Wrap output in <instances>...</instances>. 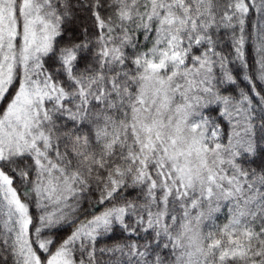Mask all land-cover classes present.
<instances>
[{
  "label": "snow or ice",
  "instance_id": "snow-or-ice-1",
  "mask_svg": "<svg viewBox=\"0 0 264 264\" xmlns=\"http://www.w3.org/2000/svg\"><path fill=\"white\" fill-rule=\"evenodd\" d=\"M0 264H264V0H0Z\"/></svg>",
  "mask_w": 264,
  "mask_h": 264
},
{
  "label": "trees",
  "instance_id": "trees-1",
  "mask_svg": "<svg viewBox=\"0 0 264 264\" xmlns=\"http://www.w3.org/2000/svg\"><path fill=\"white\" fill-rule=\"evenodd\" d=\"M257 165H259L260 163H261V161L260 160H257ZM61 235H64V233H61ZM117 235H118V233H117Z\"/></svg>",
  "mask_w": 264,
  "mask_h": 264
}]
</instances>
